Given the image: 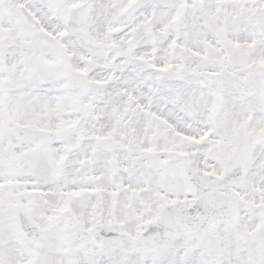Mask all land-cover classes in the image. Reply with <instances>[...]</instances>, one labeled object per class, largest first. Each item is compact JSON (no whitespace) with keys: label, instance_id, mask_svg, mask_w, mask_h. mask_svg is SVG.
<instances>
[{"label":"snow or ice","instance_id":"6c2138e0","mask_svg":"<svg viewBox=\"0 0 264 264\" xmlns=\"http://www.w3.org/2000/svg\"><path fill=\"white\" fill-rule=\"evenodd\" d=\"M0 264H264V0H0Z\"/></svg>","mask_w":264,"mask_h":264}]
</instances>
